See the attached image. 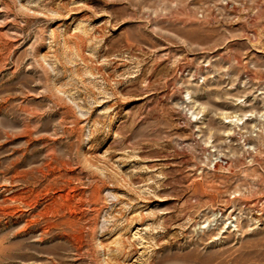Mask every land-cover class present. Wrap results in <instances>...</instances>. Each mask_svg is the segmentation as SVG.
I'll return each instance as SVG.
<instances>
[{"label": "rangeland", "instance_id": "obj_1", "mask_svg": "<svg viewBox=\"0 0 264 264\" xmlns=\"http://www.w3.org/2000/svg\"><path fill=\"white\" fill-rule=\"evenodd\" d=\"M0 264H264V0H0Z\"/></svg>", "mask_w": 264, "mask_h": 264}, {"label": "bare ground", "instance_id": "obj_2", "mask_svg": "<svg viewBox=\"0 0 264 264\" xmlns=\"http://www.w3.org/2000/svg\"><path fill=\"white\" fill-rule=\"evenodd\" d=\"M245 80V79H244ZM240 81V80H239ZM238 81V82H239ZM244 82V81H243ZM248 82V81H247ZM245 83V82H244ZM245 85V84H244ZM187 92V91H186ZM244 94V93H243ZM191 94L189 93V92H187L186 93V98L187 99H190L189 98V96H190ZM181 102V101H180ZM186 102H185V99L184 98H182V104H185ZM182 106V105H181ZM193 106V105H192ZM187 108V106L185 107V109ZM195 108V107H194ZM186 111H190V115H191V117H193V118H195V119H198V115L201 113V112H197L196 113V111H194L193 110V108H189V109H186ZM248 111V110H247ZM249 112V111H248ZM186 114V113H185ZM195 115V116H194ZM248 115V114H247ZM223 116H225V118L224 119H231L229 122L232 124V123H235V124H238V123H240V122H242L243 123V121H244V117H246V114L243 112V114H241V116H237V117H234V116H232V115H229L228 113H223ZM226 121H228V120H226ZM205 124V123H204ZM240 125V124H239ZM239 125L238 126H236V127H239ZM245 125V124H244ZM196 128H198V131L201 129V127L198 125V126H196ZM195 128V129H196ZM224 130V129H223ZM201 131V130H200ZM235 131H236V128L235 127H230V129H225L224 131H223V133H225V134H227V136L229 137V136H231V134H234L235 133ZM203 131H201V133H202ZM237 133V132H236ZM194 134H196V133H194ZM212 134V133H211ZM241 134V133H240ZM204 135V134H203ZM200 136V135H199ZM213 136V135H212ZM210 134H209V136H207L205 139H204V141H205V144H210V143H212V148H216V146H218V145H215V144H213L215 141H213V137H212ZM224 136V135H223ZM226 136V137H227ZM225 137V138H226ZM228 137L225 139V143L228 145V143H230L231 142V140L229 141L228 140ZM233 137H235L234 135H233ZM237 137V136H236ZM202 139V138H201ZM215 139V138H214ZM231 139V138H230ZM258 139V138H257ZM224 141V140H223ZM250 141L252 142V140L250 139ZM224 143V142H223ZM204 144V143H203ZM249 145V144H248ZM252 145V144H251ZM245 146H246V144H245ZM244 146V147H245ZM206 147V146H205ZM244 147H243V149H244ZM207 148V147H206ZM256 148V146L255 147H253V146H251L249 149L251 150H256L255 149ZM258 150V149H257ZM256 150V151H257ZM217 155H219V154H221V152L223 151V150H220V148H218L217 150ZM205 152V151H204ZM243 152V151H242ZM224 153V152H223ZM214 156H216V155H212V154H210V156H208V157H211V158H213ZM222 159V158H221ZM206 160L208 161V158H206ZM211 160V159H210ZM206 162V161H205ZM204 162V163H205ZM213 161L211 160L209 163H212ZM221 162V161H220ZM218 164V163H217ZM217 164H213L214 165V170H217V168H219V167H217ZM209 166V165H208ZM227 169V168H226ZM204 189V188H203ZM248 205V204H247ZM245 206V205H244ZM234 207H236V206H234ZM243 207V206H242ZM255 209V208H254ZM232 210V211H231ZM230 211V214H227L228 216H227V218L225 217H223L224 219H223V224L222 225H224L223 226V229L222 230H224V231H222V233H225V232H227L230 228L231 229H233V228H236L237 229V227H239L240 226V224H241V219L243 218L242 216H241V214H239V213H235V210H233V209H231ZM243 211V210H242ZM242 211H241V213H242ZM251 211H252V209H251ZM238 212H240V211H238ZM209 213V212H208ZM206 214V213H205ZM249 217V216H248ZM247 217V218H248ZM263 217V216H262ZM261 217V218H262ZM245 218H246V216H245ZM251 219H253V218H251ZM221 220V219H220ZM248 220V219H247ZM255 220V219H254ZM257 220L258 219H256V222H257ZM214 221H218V213H215V212H212L210 215H205L204 217H203V219H202V225L203 226H199V230H203L204 231V229H207V228H210V227H212L211 225H212V222H214ZM249 221V220H248ZM250 222V221H249ZM219 223V222H218ZM245 223V222H244ZM251 223V222H250ZM198 224V223H197ZM254 224H255V222H254ZM257 224H258V222H257ZM214 225V224H213ZM216 225V224H215ZM221 225V226H222ZM220 226V225H219ZM218 228V227H217ZM230 229V230H231ZM211 230V229H210ZM229 230V231H230ZM218 231V230H217ZM233 231V230H232ZM221 233V232H220Z\"/></svg>", "mask_w": 264, "mask_h": 264}]
</instances>
